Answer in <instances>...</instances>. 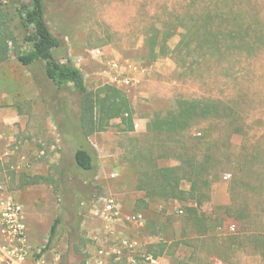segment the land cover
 Here are the masks:
<instances>
[{
  "label": "rangeland",
  "instance_id": "rangeland-1",
  "mask_svg": "<svg viewBox=\"0 0 264 264\" xmlns=\"http://www.w3.org/2000/svg\"><path fill=\"white\" fill-rule=\"evenodd\" d=\"M257 7L263 24L262 1L253 8L246 0H45L48 25L62 42L55 57L77 64L90 90L104 83L124 90L135 109V129L123 131L115 118L85 138L78 92L56 89L44 61L24 66L12 55L0 64V213L7 202H19L26 224L21 239L5 233L0 220V264H97L100 249L106 264H129L112 253L122 237L136 238L142 252L163 249L161 264H264V178L238 165L239 153L256 146L264 152V47L249 56L225 45L210 48L204 41L209 21L196 24L199 13L203 19L211 9V27L225 32L235 10L242 8L239 18L246 23ZM187 32L188 45L171 52ZM179 98L230 99L246 133L230 139L223 121L206 119L182 137L199 157L213 156L204 189L210 197L199 208V221L187 213L194 200L147 201L139 188L153 165L180 164L182 142L148 130ZM79 147L94 155L93 169L76 165ZM161 152L168 156L158 159ZM37 174L50 180L26 182ZM108 197L121 209L113 219L103 207ZM137 213L142 223L126 220ZM58 214L63 222L53 248L38 258Z\"/></svg>",
  "mask_w": 264,
  "mask_h": 264
},
{
  "label": "trees",
  "instance_id": "trees-1",
  "mask_svg": "<svg viewBox=\"0 0 264 264\" xmlns=\"http://www.w3.org/2000/svg\"><path fill=\"white\" fill-rule=\"evenodd\" d=\"M200 1V0H198ZM264 0H246L248 6L255 8ZM249 11L252 22H246L239 18L242 8L235 10L234 17H229V26L223 30H214L211 26L213 14L211 9L196 17L198 21L209 23L205 26V45L210 48L221 50L223 45L228 48H239L249 56L257 53L264 47V23L260 17V11ZM248 10L246 11V13ZM262 24V26H261ZM190 33V32H189ZM171 52H178L186 45V35ZM196 33V32H194ZM224 33L225 40H213L212 36ZM162 36L160 47L166 48L168 38ZM211 41H210V40ZM157 38L150 43L151 52L154 54L157 46ZM212 42V43H211ZM61 40L51 31L45 12V0H0V64L7 61L12 55L24 66H29L36 61H44V71L49 80L58 90L71 87L79 94V128L85 138L106 130L111 121L115 118L120 119L123 131H133L135 129V109L127 93L121 88L104 83L97 90H90L86 84L83 70L71 59L59 60L54 52L61 47ZM239 110L232 104L231 100H221L216 98H179L176 105L165 115L155 116L148 130H153L158 135L175 138L182 142L177 158L180 164L176 166L153 165L151 170L144 174L143 182L139 188L146 191V197L163 198L165 200L178 199L181 201L194 200L195 206H188L187 213L197 221L204 215L200 212L204 199H209L210 195L205 188H209L210 169L213 156L211 152H206L199 157L197 152L190 151L192 146H188L186 140L182 139L194 126L206 119H216L223 121L228 131V137L234 138L236 135H246L245 131L239 126ZM186 143V146L184 145ZM253 148L255 147L252 145ZM244 150L248 147L244 146ZM259 146L251 151L239 153V167L245 169L251 175L262 176L264 178V152H258ZM167 152H161L157 158L167 157ZM76 165L83 170L94 168V155L86 148L79 147L74 152ZM26 182L35 184L48 182L50 178L46 175L28 176ZM190 183L189 188L182 187V181ZM238 180L235 178L233 183ZM233 185V186H234ZM231 186V190H232ZM63 222V217L58 214L53 221L49 237L41 251L37 254L40 258L44 253L53 248V240L59 232V227ZM78 245V244H77ZM79 252L78 246L74 247ZM153 251V256L162 255L164 250ZM81 264H85L82 261Z\"/></svg>",
  "mask_w": 264,
  "mask_h": 264
},
{
  "label": "built area",
  "instance_id": "built-area-1",
  "mask_svg": "<svg viewBox=\"0 0 264 264\" xmlns=\"http://www.w3.org/2000/svg\"><path fill=\"white\" fill-rule=\"evenodd\" d=\"M103 207L106 213H108L109 219H113L119 215V206L116 198H106ZM182 211V209L179 210L181 213ZM0 220L5 233L18 236L21 239L26 236L24 210L21 203L15 201L7 202L0 213ZM126 220L142 223L144 221V216L142 213L131 214L126 216ZM230 229L234 231L235 225H231ZM104 251L105 249L99 250V257L96 260L97 264H106V261L103 259ZM112 253L118 256L122 255L127 257L129 264H159L153 255L142 252L138 248L137 242L128 237L120 238L118 244L112 250Z\"/></svg>",
  "mask_w": 264,
  "mask_h": 264
},
{
  "label": "crops",
  "instance_id": "crops-1",
  "mask_svg": "<svg viewBox=\"0 0 264 264\" xmlns=\"http://www.w3.org/2000/svg\"><path fill=\"white\" fill-rule=\"evenodd\" d=\"M145 197H146V196H145ZM146 200L149 201L148 198H146ZM173 200H174V199H173ZM120 210H121V209L119 208V214H120ZM132 240H133V241H136V242H137V246H139V243H138V241H137L136 238H132ZM148 254H151V253L148 252ZM151 255H153V254H151ZM154 257L157 259V261L159 262V264H161V261L163 260V259H162L163 256H162V255H158V256H154Z\"/></svg>",
  "mask_w": 264,
  "mask_h": 264
}]
</instances>
